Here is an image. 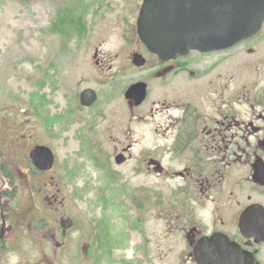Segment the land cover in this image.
<instances>
[{
  "label": "flooded vegetation",
  "instance_id": "obj_1",
  "mask_svg": "<svg viewBox=\"0 0 264 264\" xmlns=\"http://www.w3.org/2000/svg\"><path fill=\"white\" fill-rule=\"evenodd\" d=\"M142 3L132 5L134 18L125 25L129 34L122 38V46L131 49L124 65L116 68L119 57L112 61L100 55L98 47L91 61L90 69L108 71L103 84L115 88L122 73L135 70L140 76L128 87L140 82L146 88L140 104L127 99L125 89V130L98 148L95 160L108 179L99 187L100 202L108 205L105 190L123 173L127 219L135 213L128 235L178 240L187 264H198L202 248L224 246L232 251L235 247L253 264H264V22L255 36L230 48L191 49L164 58L150 51L139 35ZM135 53L141 54L142 65L135 64ZM84 81L76 84L74 101L78 108L91 110L100 91L81 88ZM87 88L98 94L90 107L80 102ZM135 124H141L145 134L135 135ZM10 153L14 154L12 148H5L0 138V246L3 235H15L17 228L11 222L10 203L21 187L29 200L33 198L36 178L28 154L18 158ZM122 166L123 172L118 168ZM13 170L17 176L12 179ZM205 206L208 214L198 216L197 209ZM97 226L101 227L99 221ZM97 226L96 235H101ZM67 232L62 229L63 235Z\"/></svg>",
  "mask_w": 264,
  "mask_h": 264
},
{
  "label": "rangeland",
  "instance_id": "obj_2",
  "mask_svg": "<svg viewBox=\"0 0 264 264\" xmlns=\"http://www.w3.org/2000/svg\"><path fill=\"white\" fill-rule=\"evenodd\" d=\"M85 1L95 5L84 15L89 32L78 42L52 29L64 12L59 8L77 9L79 0H0V138L5 148H12V157L29 155L36 144L49 145L56 155L54 168L36 175L33 198L21 187L10 203L17 228L15 235H3L0 264H8L13 251L21 264H187L178 240L128 235L135 213L127 219L121 173L125 167H118L120 177L105 190L108 205L100 202L99 187L108 179L95 160L98 148L109 145L108 137L123 134L128 110L124 91L140 73L121 72L113 88L102 83L108 81V71L90 69L91 61L98 47L100 55L112 61L119 57L116 68L124 65L131 49L122 46L129 34L125 25L134 18L132 5L142 0ZM82 79L88 82L81 88L100 91L91 110L78 108L74 101ZM21 108L26 110L20 114ZM15 119L19 134L7 127ZM133 132L145 134L141 124H135ZM43 217L46 224L37 226ZM68 217L75 224L63 235L60 221ZM96 226L101 235H96Z\"/></svg>",
  "mask_w": 264,
  "mask_h": 264
},
{
  "label": "water",
  "instance_id": "obj_3",
  "mask_svg": "<svg viewBox=\"0 0 264 264\" xmlns=\"http://www.w3.org/2000/svg\"><path fill=\"white\" fill-rule=\"evenodd\" d=\"M264 22V0H144L137 28L148 49L164 58L185 54L191 49L212 51L226 49L255 36ZM134 62L143 64L141 54ZM127 99L140 104L146 97L145 85L137 82L125 92ZM98 99L92 88L82 91L80 102L90 107ZM25 112V108L21 109ZM35 167L42 172L52 170L56 155L52 147L36 144L29 154ZM118 162H121L117 158ZM66 232L74 226L71 217L62 218ZM202 248L198 264H253L247 257L229 247Z\"/></svg>",
  "mask_w": 264,
  "mask_h": 264
},
{
  "label": "trees",
  "instance_id": "obj_4",
  "mask_svg": "<svg viewBox=\"0 0 264 264\" xmlns=\"http://www.w3.org/2000/svg\"><path fill=\"white\" fill-rule=\"evenodd\" d=\"M100 4H102V3H100ZM94 5H95V2L87 3L85 0H79V4H78L77 9H76V7L73 8L71 6H67V7L64 6V8H62V7L59 8V11L64 10V12L62 13V16L58 20V22L53 26L52 31L60 33L66 39L69 37H75L77 40L82 41L86 37L88 30H89V26H88L87 22L84 21V15L86 13H88L89 10ZM20 114H21V112H20ZM15 120H16V124H17V119H15ZM15 120H14V124L13 123L9 124V125H7V127L13 128L18 132V127L15 124ZM1 121L2 120H0V122ZM0 127H1V124H0ZM1 130H3V129H1ZM19 133H20V131L18 132V134ZM5 168H7V167H5ZM34 172H35V175L40 174L39 173L40 171H38L37 169H35ZM16 173L17 172L15 170H13V172L11 173V176H13L12 179L17 176ZM19 178L22 180L20 175H19ZM36 188L39 189V187L37 185H36ZM44 224H46L45 217L37 219V226L42 227V226H44Z\"/></svg>",
  "mask_w": 264,
  "mask_h": 264
},
{
  "label": "clouds",
  "instance_id": "obj_5",
  "mask_svg": "<svg viewBox=\"0 0 264 264\" xmlns=\"http://www.w3.org/2000/svg\"><path fill=\"white\" fill-rule=\"evenodd\" d=\"M208 208L205 206L203 209H197L198 216H203L208 214ZM8 264H21L20 255L16 252H10L8 254Z\"/></svg>",
  "mask_w": 264,
  "mask_h": 264
}]
</instances>
